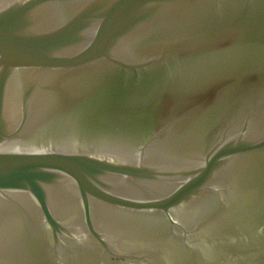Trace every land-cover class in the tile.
<instances>
[{
	"label": "water",
	"instance_id": "obj_1",
	"mask_svg": "<svg viewBox=\"0 0 264 264\" xmlns=\"http://www.w3.org/2000/svg\"><path fill=\"white\" fill-rule=\"evenodd\" d=\"M0 264H264V0H0Z\"/></svg>",
	"mask_w": 264,
	"mask_h": 264
}]
</instances>
